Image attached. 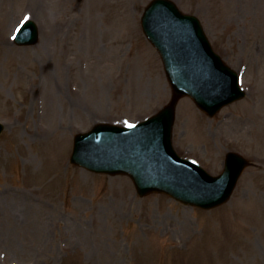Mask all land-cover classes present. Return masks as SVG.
<instances>
[{"label": "rangeland", "instance_id": "obj_1", "mask_svg": "<svg viewBox=\"0 0 264 264\" xmlns=\"http://www.w3.org/2000/svg\"><path fill=\"white\" fill-rule=\"evenodd\" d=\"M150 1L0 0V264H264V0H173L246 91L213 118L177 106L180 156L216 176L229 152L253 164L226 204L141 198L128 176L70 164L78 133L141 122L172 98L141 27ZM28 19L38 40L16 45Z\"/></svg>", "mask_w": 264, "mask_h": 264}, {"label": "water", "instance_id": "obj_2", "mask_svg": "<svg viewBox=\"0 0 264 264\" xmlns=\"http://www.w3.org/2000/svg\"><path fill=\"white\" fill-rule=\"evenodd\" d=\"M142 24L163 57L174 92L172 103L135 128L98 125L78 135L71 162L96 173L128 174L140 196L164 192L185 205L204 209L220 206L231 197L249 162L230 153L224 173L212 177L175 153L172 127L175 105L182 96H191L210 116L243 98L237 74L213 52L200 22L182 15L172 2L153 1ZM37 40L38 29L32 21L26 22L15 38L22 46Z\"/></svg>", "mask_w": 264, "mask_h": 264}, {"label": "bare ground", "instance_id": "obj_3", "mask_svg": "<svg viewBox=\"0 0 264 264\" xmlns=\"http://www.w3.org/2000/svg\"><path fill=\"white\" fill-rule=\"evenodd\" d=\"M61 166V164L59 163V167ZM14 206V204L12 203V205L10 206L11 207V209H15L16 207H13ZM20 208V207H19ZM19 208H17L16 210H14V211H11L12 212V216H13V220H14V215H15V225L16 226H19L20 224L19 223H22V221L24 220V219H22L21 221H20V219L22 218L21 217V215H23L22 214V212H20L19 211ZM25 214V213H24ZM33 231H36L37 229H36V227L34 226V228H31ZM37 238V237H36Z\"/></svg>", "mask_w": 264, "mask_h": 264}, {"label": "snow or ice", "instance_id": "obj_4", "mask_svg": "<svg viewBox=\"0 0 264 264\" xmlns=\"http://www.w3.org/2000/svg\"><path fill=\"white\" fill-rule=\"evenodd\" d=\"M129 127H132V125H129Z\"/></svg>", "mask_w": 264, "mask_h": 264}]
</instances>
